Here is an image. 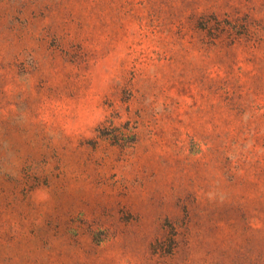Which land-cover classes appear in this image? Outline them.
Listing matches in <instances>:
<instances>
[{
    "label": "rangeland",
    "instance_id": "374dc122",
    "mask_svg": "<svg viewBox=\"0 0 264 264\" xmlns=\"http://www.w3.org/2000/svg\"><path fill=\"white\" fill-rule=\"evenodd\" d=\"M0 264H264V0H0Z\"/></svg>",
    "mask_w": 264,
    "mask_h": 264
}]
</instances>
